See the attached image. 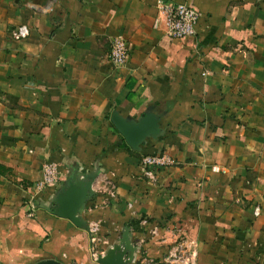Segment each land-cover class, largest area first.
Wrapping results in <instances>:
<instances>
[{
    "label": "crops",
    "instance_id": "crops-1",
    "mask_svg": "<svg viewBox=\"0 0 264 264\" xmlns=\"http://www.w3.org/2000/svg\"><path fill=\"white\" fill-rule=\"evenodd\" d=\"M163 4L195 10L196 36L169 38ZM116 112L153 113L162 133L136 152ZM147 155L174 161L156 183ZM48 163L60 180L36 193ZM80 175L96 176L86 228L52 213ZM94 225L101 257L129 229L132 264L183 239L196 264H264V0H0V264H97Z\"/></svg>",
    "mask_w": 264,
    "mask_h": 264
},
{
    "label": "built area",
    "instance_id": "built-area-1",
    "mask_svg": "<svg viewBox=\"0 0 264 264\" xmlns=\"http://www.w3.org/2000/svg\"><path fill=\"white\" fill-rule=\"evenodd\" d=\"M162 17V24L166 35L174 40L183 41L196 36V25L199 14L186 4H163L159 8ZM29 36L27 27H20L11 33V37L23 40ZM109 59L116 68L125 67L130 59V50L127 41L118 36L111 44ZM174 165V161L165 155H147L142 158L141 169L149 181L158 182L160 169ZM60 180V170L56 164L48 163L42 168V178L35 186L36 193H43L47 189L56 186ZM153 235L157 232L154 230ZM90 253L92 260L97 263L101 257L98 251L99 227L94 225L89 229ZM192 243L186 240H179L172 246L162 262L151 264H196L197 251L193 249ZM149 263V264H150Z\"/></svg>",
    "mask_w": 264,
    "mask_h": 264
},
{
    "label": "water",
    "instance_id": "water-1",
    "mask_svg": "<svg viewBox=\"0 0 264 264\" xmlns=\"http://www.w3.org/2000/svg\"><path fill=\"white\" fill-rule=\"evenodd\" d=\"M112 123L124 138L127 145L134 151L140 152L141 146L148 139L157 140L161 135L160 118L153 113H146L137 120L126 119L116 112ZM96 176L80 175L78 179L71 177L60 190L54 201L52 213L62 219L69 220L78 228H86L81 218L85 205L90 196H93L92 183ZM89 228H87L88 230ZM135 248L131 242L130 230H125L120 243L108 250L97 264H132ZM37 264H62L55 260H46Z\"/></svg>",
    "mask_w": 264,
    "mask_h": 264
}]
</instances>
